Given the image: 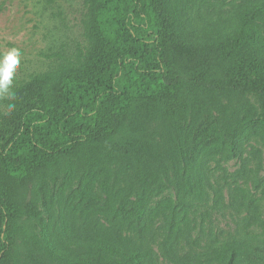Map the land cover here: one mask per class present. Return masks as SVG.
Returning a JSON list of instances; mask_svg holds the SVG:
<instances>
[{
  "label": "trees",
  "instance_id": "obj_1",
  "mask_svg": "<svg viewBox=\"0 0 264 264\" xmlns=\"http://www.w3.org/2000/svg\"><path fill=\"white\" fill-rule=\"evenodd\" d=\"M82 5L0 100V264H264V0Z\"/></svg>",
  "mask_w": 264,
  "mask_h": 264
},
{
  "label": "rangeland",
  "instance_id": "obj_2",
  "mask_svg": "<svg viewBox=\"0 0 264 264\" xmlns=\"http://www.w3.org/2000/svg\"><path fill=\"white\" fill-rule=\"evenodd\" d=\"M82 12V0H0V53L13 47L22 53L12 87L45 71L61 54L75 48L81 41ZM7 95H0V100ZM249 98L255 106L256 117L261 118L259 94L252 93ZM250 147L262 150L260 178H264V144L254 139L246 146ZM222 164L232 172L239 167L240 159L234 157ZM60 182L58 179L56 185ZM174 195V189L170 188L162 197Z\"/></svg>",
  "mask_w": 264,
  "mask_h": 264
},
{
  "label": "clouds",
  "instance_id": "obj_3",
  "mask_svg": "<svg viewBox=\"0 0 264 264\" xmlns=\"http://www.w3.org/2000/svg\"><path fill=\"white\" fill-rule=\"evenodd\" d=\"M22 53L19 48H10L6 52L0 53V95H12L11 88L17 68L21 63ZM9 109L14 107L8 105Z\"/></svg>",
  "mask_w": 264,
  "mask_h": 264
}]
</instances>
